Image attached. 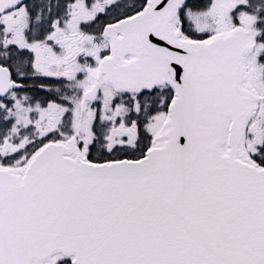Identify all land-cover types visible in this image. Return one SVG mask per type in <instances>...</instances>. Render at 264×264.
Here are the masks:
<instances>
[{
	"label": "snow or ice",
	"instance_id": "1",
	"mask_svg": "<svg viewBox=\"0 0 264 264\" xmlns=\"http://www.w3.org/2000/svg\"><path fill=\"white\" fill-rule=\"evenodd\" d=\"M0 264H264V0H0Z\"/></svg>",
	"mask_w": 264,
	"mask_h": 264
}]
</instances>
